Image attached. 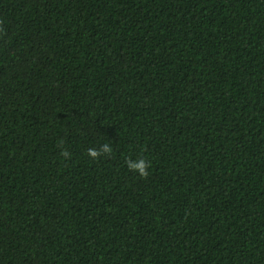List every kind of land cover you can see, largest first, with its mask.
Segmentation results:
<instances>
[{
  "label": "trees",
  "instance_id": "obj_1",
  "mask_svg": "<svg viewBox=\"0 0 264 264\" xmlns=\"http://www.w3.org/2000/svg\"><path fill=\"white\" fill-rule=\"evenodd\" d=\"M0 264H264V0H0Z\"/></svg>",
  "mask_w": 264,
  "mask_h": 264
},
{
  "label": "clouds",
  "instance_id": "obj_2",
  "mask_svg": "<svg viewBox=\"0 0 264 264\" xmlns=\"http://www.w3.org/2000/svg\"><path fill=\"white\" fill-rule=\"evenodd\" d=\"M111 150H112L111 147L107 144H105L102 148L103 153H110ZM63 155L68 156V153L65 151L63 153ZM98 155H100V152H96V151H90L89 152V156L92 158H96ZM130 167L132 169H134L136 172H138L141 176H147L148 175L147 164L143 159L138 161L136 164L131 165Z\"/></svg>",
  "mask_w": 264,
  "mask_h": 264
}]
</instances>
